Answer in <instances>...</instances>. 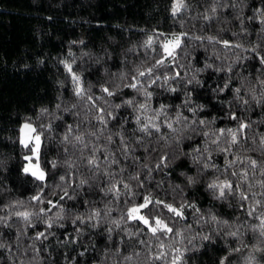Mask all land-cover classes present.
<instances>
[{
    "label": "trees",
    "instance_id": "trees-1",
    "mask_svg": "<svg viewBox=\"0 0 264 264\" xmlns=\"http://www.w3.org/2000/svg\"><path fill=\"white\" fill-rule=\"evenodd\" d=\"M175 2L0 0V217H7L6 222L0 224V241L7 245L0 249V264H21L24 259L37 264V257L40 264H112L113 261L115 264H143L145 259L148 264H172L176 249L183 252V264L185 261L187 264H221L223 257H227L224 264H246L252 255L264 264V254L252 252L259 240L264 239L260 236L264 223V168L260 167L264 162V101L259 99L264 94V63H261L264 0H219L215 15L208 12L213 0H187L190 4L187 17L174 16L168 11V5ZM225 3L241 7H224ZM199 14L209 18L192 19ZM184 19L187 21L184 27L173 22ZM182 33L187 35L175 50V57H168L162 45L172 40L174 34ZM206 36L216 40L204 39ZM149 39L153 40L150 47L146 44ZM223 41H229L231 46L224 47ZM159 60L165 63L159 65ZM64 62L72 65L91 101L75 95L77 85ZM207 64L212 67L207 68ZM138 68L144 72L149 68L154 70L150 75L141 76L136 71ZM196 69L203 71L196 72ZM192 74L200 84L187 82L185 78ZM130 84L146 89L151 95L145 97ZM169 85L175 91H168ZM103 88H108L113 95L108 96ZM237 88L240 101L235 98ZM249 88L255 90L256 99ZM186 92L191 94V99L185 105ZM126 100L136 103L128 106L124 104ZM149 101L150 109L140 108L141 103ZM110 104L122 106L110 109ZM162 105L165 106L163 115L156 117L161 133L172 131L164 116L176 121L177 113L185 118L186 124L196 121L192 127L197 131L189 128L183 136H177L176 143L184 152L179 161L168 167L165 165L170 157L160 167L153 163L151 179L141 174L140 187L133 181L132 189L139 192L136 204L143 203L144 197L151 194L154 201L173 203L183 209V217H177L160 204V210L168 218L160 217L173 229L171 233L154 236L147 225L130 218H126V225L104 222L105 215L118 219L117 206H123L126 200L131 202V196L105 194L106 173L99 187L90 189L86 184L81 190L77 189L78 173L73 169L69 174L68 194L55 187L63 170L54 173L49 161L61 151L60 142L65 134L69 137L92 132L102 134L85 135L89 154L95 144L101 145L97 159L99 168L107 166L109 159L103 149L106 143L103 136L120 132L121 135L114 136L115 144L110 145L113 155L119 159V164H112L110 168L115 175L121 167L131 163L115 151L121 136L131 137L133 130L140 127L137 117L147 124L148 119L161 112ZM41 109L47 110L44 115ZM96 116L104 120H97ZM201 120L210 123L200 124ZM22 121H30L41 136L39 164L46 173L43 182L22 171L24 157L30 153L19 140ZM242 123L248 127L241 129ZM173 127L180 128L181 124L174 123ZM220 130H224L223 134ZM228 130L237 131L236 142L231 146L224 144V151L216 150L220 138L231 139L226 136ZM140 135L137 132V136ZM188 136L192 139H187ZM205 146L209 153L203 151ZM256 146L259 150L252 151ZM133 152L139 158L137 163L143 164L152 148L145 152L134 142ZM194 154L196 163H193ZM201 160L215 164L219 171L204 169ZM197 167L202 174L201 184L195 190L173 192L176 184L186 185L179 172L195 176ZM131 171L129 168L124 176ZM237 173L240 177L247 175V179H237ZM217 177L220 180L229 177L228 182L233 186L235 194L226 191L227 200H215L205 191V179ZM120 178L116 175L117 180ZM117 185L122 192V185ZM74 189L80 194L70 200L68 197L74 195ZM241 193L246 199H241ZM41 194L40 203L32 200L33 196ZM106 202L112 206L110 214L105 209ZM154 206L151 205L150 210ZM37 208L45 210L40 213L41 217H52L63 208L66 217L75 214L84 220L73 224L71 219H64L48 228L41 220L24 226L22 218L13 215V212H34ZM97 210L101 212L100 218L89 219ZM150 210L145 212L149 214ZM213 216L216 221H212ZM129 228L134 235L128 236ZM40 232L45 236L37 239ZM229 232H237V235L230 236ZM203 235L209 239H200ZM157 236L159 239H155ZM189 237H196L192 244L188 243ZM169 243L173 244L171 248L167 246ZM193 245L198 251L190 250ZM161 255L162 258H157Z\"/></svg>",
    "mask_w": 264,
    "mask_h": 264
},
{
    "label": "clouds",
    "instance_id": "clouds-1",
    "mask_svg": "<svg viewBox=\"0 0 264 264\" xmlns=\"http://www.w3.org/2000/svg\"><path fill=\"white\" fill-rule=\"evenodd\" d=\"M177 4V0L175 3L173 4H169L168 5V11L173 14V8L174 6ZM182 7L181 9L176 12L175 15H183L184 17H187L188 12L190 10V4L187 2V0H182ZM219 7V0H213L212 4L208 7V12L211 13L212 15H215L217 8ZM224 7H232V8H239L241 7L240 4H224ZM174 15V16H175ZM261 15H264V13H261ZM209 18L207 17L205 14H199L196 16H193L192 19L193 20H202V19H206ZM239 18V14L238 17ZM174 23L178 22L180 23L181 27H184L185 24L187 23L186 19L184 20H180V21H173ZM262 31H264V29H262ZM215 38V37H214ZM193 39L195 40L196 38L193 37ZM204 39H208V37H204ZM236 59H238V57H236ZM207 68H211L212 65L211 64H207L206 65ZM154 70V68H153ZM137 73L140 71V69L138 68ZM203 71V69H196V72H200ZM217 71H223V68H217ZM137 79L139 80V76H137ZM187 80L188 83H195V84H200V80L197 79V76L195 74H192L188 77L185 78ZM165 81L167 82V76H165ZM264 83V82H262ZM137 92H142V94L145 97H148L151 95V93H149L146 89H142V88H137L135 87ZM239 89V88H237ZM168 91H172L171 86L169 85ZM248 91L251 93L253 99H256V92L254 89L249 88ZM236 92V91H235ZM240 92V89H239ZM239 92H236V99L238 101L242 100L241 97H239ZM191 99V94L186 92V101H185V105L190 102ZM259 99L261 101H264V94H261V96L259 97ZM105 103H109L107 101H105ZM134 103H136L134 100H126L124 102L125 105L128 106H132L134 105ZM122 105L120 104H110L109 108L112 109H119ZM143 106V107H142ZM151 107V102L149 101L147 104L141 103L140 104V108L144 109L145 111H147L148 109H150ZM162 108H164L165 106H161ZM201 108L204 107V105H200ZM134 110H138V109H134ZM107 114H111V112L109 110H106ZM163 115V112H157L154 114V116L150 119H148L147 124H143V122L141 121L140 117L138 116L136 119V123L138 126L137 129L133 130L131 137H129L128 139H125L123 136H121V143L119 145H117L115 151L119 153V155L123 156L125 160H130L131 163L127 166V167H121L119 173H116L115 175L112 173V171L110 170L111 165L112 164H119V159H117L114 155H113V150L110 147V145L115 144V139L114 136H119L121 135L120 132H116L113 135H105L103 136V139L106 141V143L103 145V149L104 151L108 152L109 154V159L106 162L107 166L102 165L101 167L97 168L94 167L92 164L89 163L90 159H98V153L101 149V145L99 143L95 144L92 147V154H89L86 149L88 148V144L85 143V135H92V136H100L102 134L100 133H96V132H92V133H85V134H78L75 135L74 137H69L68 142H64L63 140L60 142L62 145L61 151L54 156L53 158L50 159L49 163L51 164V170L55 173L58 172L59 170H63V174H59L58 175V180L59 183L55 186L56 188H59L60 191L64 192V194H68V190L71 187V184L68 182L69 180V174L73 171V169H76L77 173H78V179H79V183L77 184V189H83V187L87 184L89 185V188L91 189L92 187H99V183L101 182L102 178L104 177L105 173L107 174V179H108V187L104 188L103 191L105 192V194H109V193H114L113 191V185L120 183V184H128L130 186L129 189H124L122 192L120 193H115L116 197H120L121 195H124L125 197L131 196V202H128L127 200L125 201V204L123 206H117L119 211H120V217L118 219H110V215H105L102 219L104 222H108L113 226H119L121 224L126 225L127 224V220H126V213H127V209L133 205L136 204V200L139 196V192L137 191H133L132 189V182L134 181L136 183L137 187H140V181L139 179H136L138 177H140L141 174H145L149 179H151L152 177V172H153V168L150 167V165H152L153 163H155L156 165L161 164V162L163 161L164 157H170V159L168 160L167 165H165V167L171 166L173 164H175L177 161H179V159L181 158V156L184 155L183 150L180 148L179 144L176 143L177 140V136H183L184 131L188 130L189 128L191 129L192 132H196L197 129L192 127V124H196V121H192L190 124H186L185 123V118L180 115L179 113H177V119L176 121H171L167 116H164V119L168 121V125L171 124L172 127L169 128L172 131L169 132L168 134H163L161 133V125L156 123V117ZM97 120L100 119L99 116L95 117ZM85 119H88V117H85ZM201 121H203V123H201ZM199 121L200 124H209V121H204L201 120ZM174 123H180L181 127L180 128H174L173 124ZM153 125H156L159 128V131L156 130L155 127H153ZM143 126H147V131H141V128ZM155 129L156 131L153 132L152 130ZM137 132L141 133L142 135L137 136ZM159 133V134H158ZM79 136L81 139L78 141L77 139H75V137ZM226 136H230V133H226ZM187 139H192L191 136H188ZM221 143L219 145H217V149L218 151H224L225 149L223 148L224 144H228V145H232L234 144L232 141V137L231 139H225V138H220ZM138 144V146L140 148H142L145 152H148L149 147L152 148V152L150 154H148L145 157V162L143 164H139L137 163L138 161V157L134 154L133 152V143ZM213 143H215V140L212 141ZM255 143V141H254ZM264 143V142H262ZM125 145H127L128 147L125 148ZM69 146H72L74 148H76V151H72L70 149ZM252 151H257L259 150V146L254 147L253 149H251ZM203 151L205 153H209V148L207 146H205V148L203 149ZM64 153H68L67 155H64ZM196 157L195 154L193 155V163H196ZM200 164H202L204 169H214L215 171H219V168L212 163H208L206 162V160H201ZM207 165V167L205 166ZM261 168H264V162L261 163L260 165ZM131 168L132 171L129 173L128 176H124V173ZM147 170V172L145 173L144 170ZM23 171V169H22ZM116 175H119L121 178L119 180L116 179ZM179 176L183 177L184 180L186 181V185L184 187H182L180 184H176L173 188L172 191L176 192L177 189L180 190V193H184L185 189H191V190H195L196 186L201 184V171L200 168L197 167V174L195 176L193 175H189L186 171H180L179 172ZM125 179L128 180V183H124ZM229 177H225V179L220 180L219 177H217L216 179H212V180H207L205 179V184H206V188L205 191L208 192L213 199L215 200H220L221 198H224V200H227L228 196L226 194L227 193H232L233 195L234 190H227L225 191V195L224 197H221L219 194V188L217 187H211L212 185H222L225 182H228ZM237 179L240 180H246L247 179V175L240 177L239 173H237ZM160 185L158 184L157 187H159ZM74 195L69 196L68 198L70 200L75 199V197L77 195H79V191H76L75 189L73 190ZM53 194H55V189L53 190ZM151 197V194H150ZM163 199V198H162ZM162 201V200H161ZM167 204H171L173 205V203H167ZM181 205H183V200H181ZM105 209L107 211V213H111L112 211V206L109 202L105 203ZM31 213V217L32 219L30 221H25L22 217V220L24 221V226H27L28 223H35L36 220H41L43 223L47 224V223H51V224H55L58 223L61 220L64 219H71L72 223L74 224L77 221V217L80 215H75L73 214L71 217H66L64 215V209L61 208L60 211L56 212V214L52 217H41L40 213H41V209L37 208L34 212H29ZM13 215H17L16 212H13ZM149 215L151 217H155V216H161L164 219H167L168 217H166L164 215V213L160 210V204H155L154 208H152L149 212ZM82 217V216H80ZM90 217V215L88 216V218ZM100 218V217H98ZM91 219H97V218H91ZM212 219V218H211ZM7 220V217H0V224H4ZM212 221H214L212 219ZM11 226V225H9ZM96 225H93V227H95ZM61 227H63V225H61ZM21 234H23V228H20ZM109 231H112V229H109ZM187 231V229H186ZM127 234L128 236H132L134 235L133 231L129 228L127 229ZM0 235H2V233H0ZM228 235L232 236V232H229ZM261 237H264V235H261ZM205 237H208L207 235H203L200 236L199 238L202 240H208L205 239ZM109 240H111V236L108 237ZM153 239L152 237H150V240ZM155 239H159V237H155ZM196 239V237H189L188 238V243L192 244L193 240ZM175 243V242H173ZM7 245L5 242L0 241V249L5 248ZM169 248H171L173 246L172 243H169L167 245ZM191 251H198L197 247L195 245H193L192 249H190ZM253 253H261L264 254V239H260L258 244H256L253 249H252ZM231 254V253H230ZM227 259V257H223L221 259V264H224V261ZM21 264H32V261L28 260V259H24L21 261ZM37 264H40L39 259L37 257ZM112 264H115V261L112 262ZM143 264H148L147 259H145L143 261ZM184 264H187V262L185 261ZM246 264H260V260L255 256L252 255L248 258V260L246 261Z\"/></svg>",
    "mask_w": 264,
    "mask_h": 264
},
{
    "label": "snow or ice",
    "instance_id": "snow-or-ice-1",
    "mask_svg": "<svg viewBox=\"0 0 264 264\" xmlns=\"http://www.w3.org/2000/svg\"><path fill=\"white\" fill-rule=\"evenodd\" d=\"M182 0H177V4L174 6L173 8V14L175 15L176 12H178L181 7H182ZM262 24H264V20L261 21ZM187 33H182V34H174L172 40L166 42L165 44L162 45L164 51L167 53L168 57H175L176 55V49L179 48L181 46L183 37L186 36ZM196 39H201V37H195ZM209 41H215L216 38L214 37H208ZM224 47H230V42L229 41H223L222 42ZM147 46H151L153 44V40L149 39L146 42ZM237 47H240V45H236ZM159 65H163L165 63V60H159L157 62ZM261 63H264V57L261 58ZM64 67L66 69V71L68 73L72 74V81L73 83H75L77 85L76 89H75V95L81 99H88L89 101L92 100L91 96H86L85 94V89L83 88V86L80 83V77L77 76L72 69V65L64 62ZM153 72V69L149 68L147 70V72L144 71H139V75L143 76V75H150ZM130 87H137L136 84H130ZM103 92L107 93L108 96L113 95L112 91H110L108 88H103L101 89ZM172 91H175V89H172ZM236 92H239V89H235ZM57 107H59V105H57ZM143 107V106H142ZM46 109H41V115H44L46 113ZM161 112H163V108H161ZM235 119V117H233ZM99 120H104V117H100ZM201 123H203V121H201ZM153 127L156 128L157 131H159V128L156 125H153ZM169 128L172 127L171 124L168 125ZM248 126L246 124H240V128L244 129L247 128ZM21 131V139H20V143L25 147L28 148L29 151L33 154V155H26L24 157V159L27 161V164L25 166H23V172L25 174H30L31 176L35 177L38 181H45L46 179V173L45 171L41 168L39 163H33V156H35L36 160H39V155H40V149H41V136L39 134H37V129L35 127L32 126L31 123L26 122L22 128L20 129ZM141 131H147V126H143L141 128ZM69 132H71V129L69 128ZM221 134H223L224 130H220ZM228 132L231 134L232 137V141L233 143L236 142V137H237V131L234 130H228ZM34 134V135H33ZM75 139H77L78 141L81 139L79 136L75 137ZM69 140V135L65 134L63 136V141L66 143ZM167 161V157L163 158V161L161 162V164H158L157 167H160L162 164H165ZM89 163L92 164L94 167H98V161L95 159H90ZM252 164H255V161L251 162ZM207 167V165H205ZM136 179H139L136 178ZM123 190L124 189H129L130 186L128 184H121ZM113 191L114 193H120L121 192V188L118 187L117 184L113 185ZM211 187H217L219 188V194L221 197H224L225 195V191L227 190H231L233 189V186L231 183L229 182H225L222 185H212ZM67 195V194H66ZM42 194L41 195H36L32 197V200H35L37 203H40L42 201ZM241 199H246V197H244L243 193H241ZM51 203V202H49ZM153 204H163V207L166 208L169 212H171L173 215L177 216V217H183V209L182 208H177L174 205L171 204H167L163 201H154L150 196L149 197H144V202L141 204H135L131 207H129L127 209V213H126V218H130L133 221H140L143 224L147 225L154 236L161 234L162 232H166V233H171L173 231V229L160 217V216H155V217H151L149 214H147L145 212V210H150V206ZM55 206V205H53ZM44 209H41V212H44ZM252 212H249V215H251ZM18 217H22L25 221H30V217H31V213L28 212H20L17 213ZM101 216V212L99 210L93 212L90 214L89 219L91 218H98ZM212 219L214 221H216V217L213 216ZM78 221H83L84 217H77ZM53 226V224L51 223H47V227L51 228ZM179 236H183V233L181 232H177L176 233ZM237 232H232V236H236ZM261 235H264V223H262V228H261ZM45 236L44 232H40L37 234V239H40L42 237ZM205 239H209V237H205ZM161 247H165L164 244H161ZM176 255L174 256L173 260H172V264H183V252L180 249H176ZM81 255H83V253H81ZM157 258H162V255L160 257ZM131 259V258H129Z\"/></svg>",
    "mask_w": 264,
    "mask_h": 264
},
{
    "label": "rangeland",
    "instance_id": "rangeland-1",
    "mask_svg": "<svg viewBox=\"0 0 264 264\" xmlns=\"http://www.w3.org/2000/svg\"><path fill=\"white\" fill-rule=\"evenodd\" d=\"M26 122L31 123L30 121H22V123L20 124V127H19V140L21 139V136H22L20 129L22 128V126H23ZM31 124H32V123H31ZM32 126H33V124H32ZM33 127H34V126H33ZM37 134H39V133L37 132ZM33 135H34V134H33ZM29 155H33V154L30 152ZM33 163H39V160H36L35 156H33ZM26 164H27V161L24 162V166H25Z\"/></svg>",
    "mask_w": 264,
    "mask_h": 264
}]
</instances>
